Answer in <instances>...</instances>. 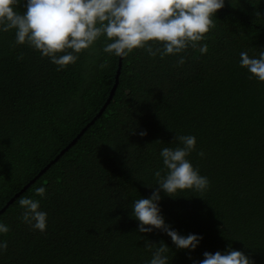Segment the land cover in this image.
Here are the masks:
<instances>
[{"label":"trees","instance_id":"1","mask_svg":"<svg viewBox=\"0 0 264 264\" xmlns=\"http://www.w3.org/2000/svg\"><path fill=\"white\" fill-rule=\"evenodd\" d=\"M212 19L195 49L122 57L101 116L0 213L9 227L0 235L8 243L0 264H146V241L168 244L169 264L229 246L264 264V82L238 63L242 51H264V0H225ZM14 39V30L0 33V210L98 113L119 62L102 52L103 36L63 70L27 45L11 47ZM180 56L185 63L177 66ZM177 135L196 137L188 159L210 183L204 192L161 193L160 208L180 234L203 237L193 252L159 230L139 233L130 209L151 195L159 152L175 147ZM40 186L44 233L19 218L20 197L40 199Z\"/></svg>","mask_w":264,"mask_h":264},{"label":"clouds","instance_id":"2","mask_svg":"<svg viewBox=\"0 0 264 264\" xmlns=\"http://www.w3.org/2000/svg\"><path fill=\"white\" fill-rule=\"evenodd\" d=\"M224 4L225 0H0V33L14 30L11 47L27 45L39 51L42 58H49L57 70L74 64L78 59L75 54L89 49L101 36L105 38L103 53L124 57L135 49H143L148 56L159 55L163 59L178 55L189 46L197 48V42L204 40L215 26L212 18ZM19 6H23V12L18 10ZM207 52V44H199V53ZM184 63V57L180 56L177 66ZM238 63L250 79L264 82V51L258 56L242 51ZM139 135L143 137L146 132ZM175 141V147L161 148L162 168L154 172L156 187L147 198L140 197L131 203V216L138 222L139 233L159 230L176 249L193 252L203 237L196 233L182 235L166 222L160 208L161 193L176 197L177 192L184 190L204 192L210 182L188 159L196 149V137L177 135ZM198 155L203 157L204 153ZM35 195L40 199L20 197L19 218L32 230L44 233L48 214L41 209V200L46 198V188H36ZM8 232L9 227L0 222V235ZM7 248V241L0 240V255ZM145 248L151 253L146 264H169L170 248L164 241L159 244L146 241ZM192 264H252V261L229 246L215 253L205 251L203 259L193 260Z\"/></svg>","mask_w":264,"mask_h":264},{"label":"water","instance_id":"3","mask_svg":"<svg viewBox=\"0 0 264 264\" xmlns=\"http://www.w3.org/2000/svg\"><path fill=\"white\" fill-rule=\"evenodd\" d=\"M121 59H122V57H119V62H118V68H117V70H116V74H115V77H114V84H113V86H112V88H111V90H110V92H109V96H108V98H107V100H106V102L104 103V105L101 107V109L98 111V113L93 117V119L89 122V123H87L82 129H81V131L76 135V137L75 138H73V140L63 149V150H61L60 152H59V154L46 166V167H44L28 184H26L17 194H15L14 195V197L13 198H11L8 202H7V204L0 210V213H2V212H4V210L6 209V207L9 205V204H11L13 201H14V199L15 198H17L22 192H24L26 189H27V187L31 184V183H33L42 173H44L49 167H50V165H52L53 163H55L58 159H59V157L61 156V155H63V153L64 152H66L70 147H72L76 142H77V140L83 135V133L86 131V129L90 126V125H92L94 122H95V120L97 119V118H99L100 116H101V114L103 113V111L105 110V108H106V106L109 104V102L111 101V99H112V97H113V95H114V92H115V90H116V88H117V85H118V78H119V73H120V68H121Z\"/></svg>","mask_w":264,"mask_h":264}]
</instances>
